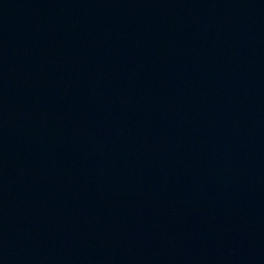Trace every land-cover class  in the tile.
Here are the masks:
<instances>
[{
  "label": "water",
  "instance_id": "95a60500",
  "mask_svg": "<svg viewBox=\"0 0 264 264\" xmlns=\"http://www.w3.org/2000/svg\"><path fill=\"white\" fill-rule=\"evenodd\" d=\"M0 264H264V0H0Z\"/></svg>",
  "mask_w": 264,
  "mask_h": 264
}]
</instances>
